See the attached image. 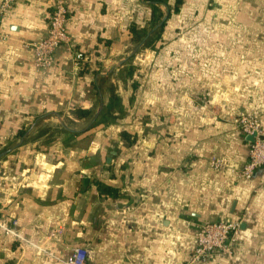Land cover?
<instances>
[{
  "label": "crops",
  "instance_id": "0c3cea01",
  "mask_svg": "<svg viewBox=\"0 0 264 264\" xmlns=\"http://www.w3.org/2000/svg\"><path fill=\"white\" fill-rule=\"evenodd\" d=\"M64 1L82 65L64 46L33 65L55 0L0 23V264H64L75 246L86 264H188L218 220L241 221L232 255L192 264H264V170L240 176L235 122L264 130V0Z\"/></svg>",
  "mask_w": 264,
  "mask_h": 264
},
{
  "label": "built area",
  "instance_id": "2783aa9c",
  "mask_svg": "<svg viewBox=\"0 0 264 264\" xmlns=\"http://www.w3.org/2000/svg\"><path fill=\"white\" fill-rule=\"evenodd\" d=\"M17 0H0V23L7 12L14 7ZM69 10L64 0H55L53 10L48 18V28L45 35L31 42L28 47L33 54V65L37 69L49 68L54 63V53L58 47L64 46L70 51L76 65H82L87 56L75 49L66 32ZM236 125L245 134L251 137L247 160L240 171V176L246 179L252 177L258 168L264 170V130L258 118L250 114L237 116ZM214 169L226 165L224 160L217 156L210 159ZM9 226H4L6 234H17V222L12 219ZM241 228L240 220H218L202 222L196 227L195 247L189 254L188 264L197 261H206L216 256H230L236 242V234ZM91 258L90 251L85 246L71 248L64 264H86Z\"/></svg>",
  "mask_w": 264,
  "mask_h": 264
},
{
  "label": "trees",
  "instance_id": "16d2710c",
  "mask_svg": "<svg viewBox=\"0 0 264 264\" xmlns=\"http://www.w3.org/2000/svg\"><path fill=\"white\" fill-rule=\"evenodd\" d=\"M153 1H156V2H159V3H162V4L166 5V6H168L169 7L168 15L170 14L171 4L168 2V0H153ZM181 4H182V0H174V3L172 4V9H173L172 12H174V13L178 12L179 9H180V5ZM160 15H161L160 12H158V9L154 6L152 8V20L151 21L152 22H157L158 19L160 18ZM164 22H165V20L163 21V23Z\"/></svg>",
  "mask_w": 264,
  "mask_h": 264
},
{
  "label": "water",
  "instance_id": "95a60500",
  "mask_svg": "<svg viewBox=\"0 0 264 264\" xmlns=\"http://www.w3.org/2000/svg\"><path fill=\"white\" fill-rule=\"evenodd\" d=\"M166 16H167V14L162 18V21L161 22H163V20H165Z\"/></svg>",
  "mask_w": 264,
  "mask_h": 264
}]
</instances>
